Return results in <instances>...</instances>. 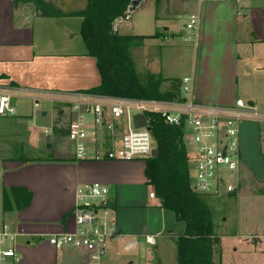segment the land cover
<instances>
[{"label": "crops", "instance_id": "crops-1", "mask_svg": "<svg viewBox=\"0 0 264 264\" xmlns=\"http://www.w3.org/2000/svg\"><path fill=\"white\" fill-rule=\"evenodd\" d=\"M53 3L63 11L70 12L83 10L87 0ZM176 3L181 13L190 12L200 17L197 30L190 34L194 37L191 41L195 46L175 47L179 49V55H185L180 60L187 68L186 76L194 78V99L203 103L231 104L237 98H246L254 108L264 112V0H251L243 7L230 0H156L148 15V30L158 28L156 4L165 13L171 14L175 11L172 6ZM139 6L143 9V4L139 3ZM63 19H77L73 22L75 31L71 30L70 22H59ZM81 23L80 17H40L30 2L0 0V87L34 91H86L99 86L101 76L96 59L87 55L80 38ZM139 28L143 29L142 26ZM165 31V35H168L170 27ZM152 32L136 35L160 34ZM186 36H189L188 32ZM146 42L141 47H147L149 44ZM152 61L147 60L144 72L171 77L167 72L172 66L163 67L161 62ZM42 105L39 110L32 103L28 112H19L15 118L35 121L39 113L40 117L46 118L49 112ZM33 129L37 131L38 127L33 124ZM31 137L28 144L32 147L35 138ZM60 148L54 146L52 156L44 158L54 161L24 162L12 159L7 162L12 170L7 169L4 173L0 208L20 234L17 239L18 264H87L83 252L58 250L49 244L48 238L75 229L76 190L83 184L93 182L110 188V203L115 206L112 207L115 209L116 230L108 243L104 264H115L112 244L122 237L151 246L145 238L155 236L157 244L151 247L162 245L165 256L166 244L162 239L166 235L183 234L185 225L176 221L174 213L161 207V200L150 198V193L154 191L145 176L146 164L138 160L76 161L72 152L65 154ZM26 172L31 173L30 177H20ZM149 187L150 191L147 190ZM16 188L23 189V192L14 195L12 191ZM6 191L9 197L5 201ZM25 191L31 194L30 201ZM255 194L251 196L239 191L235 197L239 212L247 199H264V193ZM238 231L230 235L216 232L221 250L217 261L221 264H245L247 260L249 264H264V234L257 233L250 235L252 246L246 250L235 248V252L230 253L229 262H223L225 251L222 242L226 238L240 236Z\"/></svg>", "mask_w": 264, "mask_h": 264}, {"label": "built area", "instance_id": "built-area-1", "mask_svg": "<svg viewBox=\"0 0 264 264\" xmlns=\"http://www.w3.org/2000/svg\"><path fill=\"white\" fill-rule=\"evenodd\" d=\"M53 1V0H52ZM138 4L141 3L140 0ZM204 1V0H200ZM243 7L251 0H230ZM129 5L124 17L116 21L114 31L128 22L136 7ZM143 2V1H142ZM200 17L190 16L186 27L196 31ZM192 34V33H191ZM193 35L187 40H193ZM179 96L172 100L134 99L89 91H34L18 87H0V119L18 115L15 99H26L35 109L43 103L55 108L51 126L65 129L66 140L76 161L129 162L152 157L157 149L153 134L154 116L164 124L181 128L191 156V184L202 196L234 194L242 177L241 127L246 121L264 123V112L242 98L231 104L203 103L194 99V78L179 80ZM145 117L146 124L136 127L135 116ZM47 134L50 129L45 128ZM110 188L99 182L78 187L75 193V229L50 235L49 244L58 250L83 252L87 264H104L109 239L115 235V209L110 205ZM150 198H157L150 193ZM20 236L0 208V264H18L17 239ZM155 246V236H146Z\"/></svg>", "mask_w": 264, "mask_h": 264}, {"label": "trees", "instance_id": "trees-1", "mask_svg": "<svg viewBox=\"0 0 264 264\" xmlns=\"http://www.w3.org/2000/svg\"><path fill=\"white\" fill-rule=\"evenodd\" d=\"M34 5L37 15L44 18L80 17V35L87 55L96 59L101 76L99 86L89 92L134 99L172 100L179 96V80L162 74L137 73L131 57V47H141L154 36L120 35L114 31L117 20L124 17L133 0H87L83 10L66 12L52 0H22ZM168 87L165 88L164 85ZM153 134L158 154L145 159V176L161 200V207L174 213L177 222L185 225L181 235L170 236L176 246L178 264H221L220 238L215 232L212 197L195 192L191 184V156L181 128L164 124L153 117ZM56 137H65L66 130L53 128ZM24 162H47L46 159H20ZM23 192L13 189L12 193ZM7 191L4 200L9 197ZM29 196L31 194L25 191ZM111 206L115 207L111 202Z\"/></svg>", "mask_w": 264, "mask_h": 264}, {"label": "rangeland", "instance_id": "rangeland-1", "mask_svg": "<svg viewBox=\"0 0 264 264\" xmlns=\"http://www.w3.org/2000/svg\"><path fill=\"white\" fill-rule=\"evenodd\" d=\"M53 1L57 3L61 0ZM140 1L141 5L143 4V9L140 6L137 7L132 13L130 20L121 23L119 34L138 36L136 35L137 33L153 31L152 33L157 32L160 35L156 39L153 38L151 41H145L149 44L145 48L131 47L130 53L137 73L140 76L146 73L143 71L144 65H146L147 60L151 62L154 59L161 62L163 67L168 65L173 67L167 72V75L171 76L170 78L176 80L184 78L187 75V68L184 62L181 63L182 61L180 60L184 54L179 55L177 50H179V46L189 48L195 46L194 41L186 39L187 32L188 35L192 33V30L186 27L190 22V12L181 13V8L176 3L172 6L175 10L174 12L172 11L171 14L165 13L163 8L159 4H156L155 7L159 21L158 28L148 30V15L151 8L154 7L156 0ZM76 20L63 19L59 20V22H70L71 30L75 31L76 25L73 22H76ZM139 26H142L143 29H140ZM155 26H157L156 23ZM167 27H170V31L168 35H165ZM154 60L152 62H155ZM184 60L187 61L186 57H184ZM164 87L167 88L168 85L165 84ZM243 99L247 101L246 98ZM14 104L19 112H28L32 107V102L26 99H15ZM42 107L46 108L49 112V116L46 118L40 117L39 113L35 121L25 118L19 119L20 117L0 119V202L4 188V173L7 169L10 170L7 164L9 160L22 158L44 159L51 157L54 152V146L56 148L57 145L61 147L60 149L65 154L66 152H72L70 143L60 137H56L53 131H51V126L55 121V114H57L56 109H53L50 103H43ZM33 124L38 127L37 131L35 129L32 130ZM43 128L50 129V132L44 133ZM30 136L35 138L32 147L28 144ZM49 143L53 145L52 149H48L47 145ZM240 143L243 163L241 182L244 184L240 183L239 188L234 194L214 197L210 201V205L214 210L213 221L217 234H236L239 229L238 235L240 236L226 238L227 240L222 242V248L225 251L223 262L225 263L229 262L230 253L235 252V248L246 250L252 246L253 240L250 235L256 233L264 234V199H247L246 204L240 209V212L235 200L239 191H245L251 196L254 193H257L255 195L264 193V124L255 121L244 122L241 127ZM138 161L145 163L144 159ZM30 175V172H26L20 177H30ZM147 190L150 191L151 188L149 187ZM162 240H165L166 244L165 256L162 252L163 249H161L162 245L151 247L133 239L117 238L112 244V248L114 247L112 259L115 264H178L176 246L170 239V236L166 235ZM111 241L110 238L109 242ZM245 264H249V261L246 260Z\"/></svg>", "mask_w": 264, "mask_h": 264}, {"label": "water", "instance_id": "water-1", "mask_svg": "<svg viewBox=\"0 0 264 264\" xmlns=\"http://www.w3.org/2000/svg\"><path fill=\"white\" fill-rule=\"evenodd\" d=\"M133 5H134L135 7H137V6H138V2H137V1H134V2H133ZM44 115H46V113H44ZM134 120H135V125H136V127H141V126H144V125L146 124L145 117L142 116V115H137V116H135ZM47 147H48V148H51L52 145H51V144H48ZM157 154H158V150L155 149V150L153 151V153H152V157L157 156Z\"/></svg>", "mask_w": 264, "mask_h": 264}]
</instances>
